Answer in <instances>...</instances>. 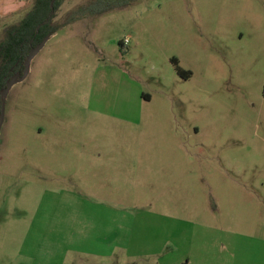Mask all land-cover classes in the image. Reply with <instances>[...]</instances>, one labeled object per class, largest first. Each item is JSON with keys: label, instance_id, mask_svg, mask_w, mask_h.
Segmentation results:
<instances>
[{"label": "rangeland", "instance_id": "1", "mask_svg": "<svg viewBox=\"0 0 264 264\" xmlns=\"http://www.w3.org/2000/svg\"><path fill=\"white\" fill-rule=\"evenodd\" d=\"M103 1L6 96L0 264H264V0Z\"/></svg>", "mask_w": 264, "mask_h": 264}, {"label": "trees", "instance_id": "2", "mask_svg": "<svg viewBox=\"0 0 264 264\" xmlns=\"http://www.w3.org/2000/svg\"><path fill=\"white\" fill-rule=\"evenodd\" d=\"M62 2L63 0H33L25 16L3 30L4 37L0 39V93L14 74L22 72L30 49L46 35L54 34L61 27L86 14L97 15L123 5V2L93 0L68 11L62 22H54L56 10ZM177 72L182 78H188L190 73L179 66ZM180 264H188V261L184 260Z\"/></svg>", "mask_w": 264, "mask_h": 264}, {"label": "water", "instance_id": "3", "mask_svg": "<svg viewBox=\"0 0 264 264\" xmlns=\"http://www.w3.org/2000/svg\"><path fill=\"white\" fill-rule=\"evenodd\" d=\"M51 34L46 35L36 46L32 47L28 53V55L25 58L24 61V68L21 73H16L14 74L6 83L5 87L2 89L0 93V98H1V107H0V127L3 122V115H4V108H5V100L6 96L10 90V88L18 81L23 80L28 71H29V66L32 58L35 56V54L43 47L45 42L50 38Z\"/></svg>", "mask_w": 264, "mask_h": 264}, {"label": "crops", "instance_id": "4", "mask_svg": "<svg viewBox=\"0 0 264 264\" xmlns=\"http://www.w3.org/2000/svg\"><path fill=\"white\" fill-rule=\"evenodd\" d=\"M8 0H0V8L2 9V8H4L3 9V11L5 10V8H7V7H9V6H6V2H7ZM11 0H9V2H10ZM22 3H24L25 4V0H16V2L15 3H13L12 5H10V6H12L13 7V9H15V8H19V7H21L22 6ZM187 260V259H186ZM188 261V260H187ZM188 263H189V261H188Z\"/></svg>", "mask_w": 264, "mask_h": 264}]
</instances>
